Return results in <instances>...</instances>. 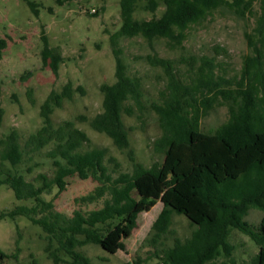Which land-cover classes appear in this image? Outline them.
I'll return each instance as SVG.
<instances>
[{
  "label": "trees",
  "instance_id": "1",
  "mask_svg": "<svg viewBox=\"0 0 264 264\" xmlns=\"http://www.w3.org/2000/svg\"><path fill=\"white\" fill-rule=\"evenodd\" d=\"M74 0H55L63 6ZM32 12L39 15V3L27 1ZM142 9L155 14L164 5L160 16L138 19ZM254 0H119L121 27L111 39L115 55V81L103 83L102 110L87 121L91 128L109 137L121 150L131 152L129 129L123 115L133 116L143 106V87L140 77L128 73L120 37L141 36L148 42L167 39L171 47H182L187 29L202 22L213 9L227 10L240 19L254 18L251 31L245 32L249 52L243 57L239 74L228 76L215 56L182 55L180 59L146 55L154 67H161L166 85L160 101L152 102L162 134L154 141L155 150L163 156L150 166L131 154V171H110L106 160L109 150L93 146L89 135L65 119L56 124L52 115L65 98H72L81 86L71 81L60 90L53 89L40 105L42 125L31 133L23 146L20 132L12 128L0 139V186L13 190L17 200H31L0 213V219L25 217L45 232V252L55 264H94L80 250L88 244L100 245L109 253L124 248V225L135 228L141 212L148 211L158 201L163 208L152 225L153 240L168 233L173 214L184 215L195 229L173 245L157 253L155 264H237L230 243L234 229L246 234L259 246L252 264H264V214L258 225L247 220L249 211H264V0L255 10ZM96 15L98 13H95ZM41 51L44 65L58 74L63 60L61 53L42 35ZM7 41L0 39V60ZM217 54H228L218 46ZM187 67L181 70L179 66ZM30 74V72L28 73ZM218 106H226L228 119L211 130L202 129V120ZM0 107V126L4 118ZM50 147L52 159L50 176L39 172L28 180L19 170L25 153ZM114 160V158H111ZM28 172L32 167H28ZM78 176L92 178L98 183L93 191L81 197L82 203L102 201V206L89 211L75 209L72 215L55 209V196L45 194L57 189L62 193L68 179ZM137 196H136V195ZM118 220L112 225V222ZM21 248L14 253L0 247V264L17 259ZM28 264H40L33 256Z\"/></svg>",
  "mask_w": 264,
  "mask_h": 264
},
{
  "label": "rangeland",
  "instance_id": "2",
  "mask_svg": "<svg viewBox=\"0 0 264 264\" xmlns=\"http://www.w3.org/2000/svg\"><path fill=\"white\" fill-rule=\"evenodd\" d=\"M27 1L39 3V15H35ZM255 10H260V0H254ZM139 3L135 13L138 19L160 16L164 5L156 13L142 9ZM95 13H98L97 15ZM254 18L240 19L227 10L213 9L202 22L191 25L186 31L183 46L171 47L167 39L148 42L141 36L120 37L118 46L128 66V73L138 76L143 87V106L135 115H123L129 129L131 152L119 149L106 135L91 128L87 121L78 120L79 116L91 118L102 110L103 83L115 81V55L111 39L119 34L121 14L119 0H74L63 6L55 0H0V39L7 41L3 58L0 60V107L4 118L0 126V139L12 128L20 132V140L25 145L27 137L42 125L40 105L51 90H60L71 81L74 87L82 90L74 92L72 98H65L62 105L52 115L58 124L65 119L76 121V125L91 138L93 146L106 147L109 154L106 163L114 175L117 171H131V154L139 162L150 166L161 161L163 156L154 147V141L161 136L162 129L157 114L151 109L152 102L160 101V92L166 85V76L161 67H154L146 60V55L180 59L182 55L215 56L222 64L220 71L228 76L240 73L243 57L249 52L245 37L251 31ZM49 38L50 45L62 55L58 74L42 61V35ZM224 47L228 54H217V47ZM181 64V70L186 69ZM30 72V74H28ZM228 119L226 106H218L202 120V129L211 130ZM50 147L36 152L25 153V162L19 170L28 180H33L39 172L52 175V159L48 156ZM114 158V160H111ZM32 167V171L28 172ZM98 185L92 178L81 179L72 176L66 189L57 193L45 194L49 200L55 198V209L72 215L75 209L89 211L101 207L102 201L82 203L81 197L87 195ZM136 195V194H135ZM137 196V195H136ZM32 204L31 200H17L9 187L0 186V213L18 204ZM163 205L158 201L148 211L139 214L135 228L124 225V248L109 253L100 245L88 244L80 248L90 256L94 264H155L157 253L164 247L173 245L175 238L189 237L195 225L184 215L173 214L171 229L157 241L153 240L152 225L161 212ZM264 211L252 208L247 220L258 225ZM118 222L115 220L112 225ZM45 232L25 217L0 219V247L8 253L21 248L17 259H8L1 264H28L36 257L40 264H55L45 252ZM230 243L234 246L233 257L237 264H252L259 246L241 231L234 229ZM226 261L220 257L215 263ZM65 264V263H60Z\"/></svg>",
  "mask_w": 264,
  "mask_h": 264
}]
</instances>
